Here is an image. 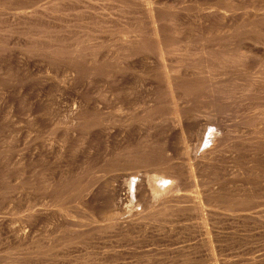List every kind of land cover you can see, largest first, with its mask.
<instances>
[{
    "label": "bare ground",
    "instance_id": "bare-ground-1",
    "mask_svg": "<svg viewBox=\"0 0 264 264\" xmlns=\"http://www.w3.org/2000/svg\"><path fill=\"white\" fill-rule=\"evenodd\" d=\"M5 10L0 193L55 234L38 242L0 216L9 258L109 232L138 245L135 264H231L250 237L264 264V0H0ZM22 114L58 149L38 143L25 163L9 120ZM180 236L187 246L158 249Z\"/></svg>",
    "mask_w": 264,
    "mask_h": 264
},
{
    "label": "rangeland",
    "instance_id": "rangeland-1",
    "mask_svg": "<svg viewBox=\"0 0 264 264\" xmlns=\"http://www.w3.org/2000/svg\"><path fill=\"white\" fill-rule=\"evenodd\" d=\"M11 12L9 11V10H5V11H2V14L0 15V24L1 25H5L6 23L5 22H8L7 20H10L9 18H11ZM6 16H8V17H6ZM1 17H4V18H1ZM5 20V21H4ZM1 21H3V22H1ZM1 63V62H0ZM7 66V65H6ZM36 66V67H35ZM35 66H33L34 67V69L35 68H37V69H32V70H34L33 72L35 73V74H37V75H35V77L37 76V77H39V78H42V79H46V78H49V77H51L52 75H53V73L51 74V72L50 71H47L46 69H44V72H43V69L41 70V66L39 67V65H35ZM47 72H46V71ZM36 71H37V73H36ZM42 73H41V72ZM47 73H48V75H47ZM50 73V74H49ZM44 74V75H43ZM44 76V77H43ZM1 92H0V114L2 115V114H4V113H6L7 111H10L11 110V103L12 102H10V100H6L5 98L6 97H9V94L10 93H12V91H8V90H0ZM6 93H7V95H6ZM54 93V92H53ZM57 98V95H54L53 96V94H52V97L51 98H49L48 100H47V102L48 101H50L51 100V102H50V105L52 106L53 105V107H54V101H55V99ZM5 100V102H4V100ZM68 100V99H67ZM65 100V102L67 103V104H69L70 105V103L69 102H71L70 100ZM8 101V102H7ZM9 103V104H8ZM49 103V102H48ZM71 104H72V102H71ZM8 107V108H7ZM6 108V109H5ZM10 108V109H9ZM3 111H4V113H3ZM15 114V113H14ZM25 115V116H24ZM12 117L14 118V122L16 123L15 125H17L18 124V127H16L15 125V128L16 129H19V130H17L18 131V134H19V136H22V137H19L20 138V140H18L20 143H19V146H20V151H19V154H20V152H21V154L22 155H24L25 156V153H27V155L29 156V158H26V157H28L27 155L25 156V158H23V160H24V162L26 163V161H30V156L32 155V154H34V152L36 153L38 150H43V149H52V150H56V149H58V144H59V142H60V140H59V137H56V136H53L52 137V141L51 140H49V141H47L46 143H41L40 142V139L37 137L38 135H39V133H37V132H39L38 130H35L36 131V133H35V131H32V132H34V133H32L31 132V130L29 129V124H27L28 122V118H30L31 116H29V115H27V117H26V114H22L21 115V119L23 120V121H21L20 120V117L18 118L19 119V121H20V123H18L19 121L17 120L16 121V119H17V117H15V116H10V118H9V120L10 119H12ZM23 117H26V118H23ZM16 118V119H15ZM26 119V120H25ZM11 121V120H10ZM27 122V123H26ZM20 124V125H19ZM25 124V125H24ZM27 125V126H26ZM23 128V129H22ZM27 128H28V130H27ZM25 129V130H24ZM21 130V132H19ZM27 131H30V132H27ZM23 132H25V133H23ZM26 132H27V135H26ZM28 133H29V135H28ZM31 133V134H30ZM24 134V135H23ZM37 134V135H36ZM26 135V136H25ZM32 135V136H31ZM24 136V137H23ZM30 137V139L28 140V138ZM18 138V139H19ZM23 138H24V140H23ZM56 138V139H55ZM28 140V141H26V140ZM36 139V140H35ZM22 140H23V143H22ZM31 140V141H30ZM35 140V141H34ZM27 143H25V142ZM32 143H30V142ZM35 143H37V144H35ZM38 143L40 144L41 143V145H39L40 147H41V149H40V147L39 146H37L38 145ZM52 143V144H51ZM54 143V144H53ZM25 144V145H24ZM21 145L23 146V147H25V146H27V147H25L26 149H28V147H29V153L26 151L25 152V150L23 149V147H21ZM30 145V146H29ZM33 147H35V148H33ZM45 145V146H44ZM54 145V146H53ZM52 146V147H51ZM30 147H32V149H30ZM45 147V148H44ZM38 148V149H37ZM23 149V150H22ZM35 149V150H34ZM37 149V150H36ZM22 150V151H21ZM32 150H34V152H32ZM23 151H24V154H23ZM32 152V153H31ZM38 152H40V151H38ZM19 155V156H22V155ZM28 161V162H29ZM27 162V163H28ZM29 163H31V162H29ZM32 163H34V162H32ZM38 169V171H37V173H38V175H40V173L42 172V170H40L39 168H37ZM39 171H40V173H39ZM2 194H6V193H0V202H4V203H6V204H2L1 206H3L2 207V209H1V207H0V216L1 217H3L2 219H4L5 217H6V219H4V220H6V221H9V220H11L12 219V225L14 224L15 226H18V227H20V229H24L23 231H25V229H26V231H27V229L30 231V232H33V234H34V236H33V238L35 239V236H36V239H37V241L38 242H40L41 241V239L43 238L44 240H45V238L47 239V237H48V239L49 238H53V234H54V231H52L53 233H51L50 231L51 230H53V228H54V225L51 223V222H43V223H41V222H39V223H37V224H35V227L34 226H32V227H30L29 225H26L24 222H23V220H21L22 219V217L24 216L23 214H25V212H15V211H13L12 210V212H11V206H10V204H8L7 202H6V199H4V198H6L4 195H2ZM2 199V200H1ZM3 200H5V201H3ZM10 206V207H9ZM39 206V207H38ZM42 206L39 204V205H35V208H41ZM5 208V209H4ZM8 208V209H7ZM52 208H54L53 206H52ZM51 208V209H52ZM2 210V211H1ZM5 212V213H4ZM9 212H11V213H9ZM14 213V214H13ZM17 213V214H16ZM20 213H21V215H20ZM23 213V214H22ZM7 215L8 216H10V217H8V219H7ZM72 215H73V213H72ZM75 215H77V214H75L74 213V215L73 216H75ZM13 216H15V217H13ZM76 217H78V216H76ZM75 217V218H76ZM1 219V218H0ZM16 221V222H15ZM18 221V222H17ZM14 222V223H13ZM22 222V223H21ZM22 225H21V224ZM18 224V225H17ZM20 224V225H19ZM39 224H42V225H39ZM27 226V227H26ZM42 226V227H41ZM45 226H46V229H45ZM41 227V228H40ZM32 229V230H31ZM1 231H2V233H1ZM6 231V232H5ZM29 231H27V233L28 234H30L29 233ZM35 231V232H34ZM45 231V232H44ZM40 232V233H39ZM47 232V233H46ZM42 233V234H41ZM2 234V235H1ZM6 234V235H5ZM38 234V235H37ZM50 234H51V237H50ZM42 235V236H41ZM49 235V236H48ZM11 233L10 232H8L7 231V229H0V264H129L130 262V264H135V262H136V260L138 259V254H139V250H140V248H138V245H135L136 247H134L133 245H134V243L133 242H131L132 240H130L129 238H127V239H118V238H116V237H114V238H111L110 236H109V232H107L106 234L105 233H103V234H101V236L99 235L98 237H96V238H94V239H92L91 240V242H90V244L88 243L87 245H85V247L84 246H82L81 244H77L76 246L75 245H73V246H71V247H75V248H62V250L61 249H57L58 250V252L59 251H63V252H61V254L62 255H60L58 252H56V250L55 251H53V255L51 256V255H49L48 257H44V258H42L43 256H41V258H40V256H38L39 258H37V260H36V256L35 257H33L34 259H32V258H27V257H20L21 259L18 261V262H16V261H14L13 260V258H9V257H12V253L13 252H9V251H12V250H14V248L13 247H11V245L13 246V240L11 239ZM40 236V237H39ZM54 236H55V234H54ZM105 236V237H104ZM5 237V238H4ZM110 237V238H109ZM3 238V239H2ZM8 238V239H7ZM10 238V239H9ZM39 238V239H38ZM41 238V239H40ZM107 238V239H106ZM131 239H132V237H130ZM181 240H177L178 238H176V240H174L173 242H171L172 243V246H170V245H168L169 244V242L168 241H164V242H161L160 244H159V246H158V249H162V250H164L165 249V251H167V249L168 250H170L171 249V251L172 250H174V251H172L173 253L174 252H176L177 251V246L179 245V248L178 249H180V248H182V245L183 246H187V243H186V241H185V239L183 238L182 239V236H180L179 237ZM35 239V240H36ZM42 239V241H44ZM99 239V240H98ZM113 239V240H112ZM116 239H118V241L116 240ZM129 239V240H128ZM254 238H251L250 237V240H249V242L247 243V244H244V245H234L233 247H231V248H229V250H230V252H231V254H230V252L228 251V253L227 254H229L227 257H229V258H227L230 262H231V264L232 263H236V264H247V262H248V264H249V262H250V264H255L254 262H253V259H251V258H254V257H256V255L260 252V247L261 246H257V243L253 240ZM11 240H12V242H11ZM125 240V241H124ZM136 240V239H135ZM183 240V241H182ZM253 242H252V241ZM98 241V242H97ZM176 241V242H175ZM177 241H182L181 243H178ZM7 242H9L10 244V246H8V243ZM93 242V243H92ZM130 242V243H129ZM185 242V243H184ZM102 243V244H101ZM118 243V244H117ZM163 243H164V245H163ZM251 243V244H250ZM123 244V245H122ZM167 244V245H166ZM176 244H177V246H176ZM115 245V246H114ZM118 245V246H117ZM165 246V248H161L162 246ZM253 247H252V246ZM10 248L11 247V249H9L8 247ZM15 246V245H14ZM90 246V247H89ZM161 246V247H160ZM171 248H170V247ZM237 246V247H236ZM3 247V248H2ZM77 247V248H76ZM79 247V248H78ZM80 247H82V248H80ZM89 247V248H88ZM116 247V248H115ZM239 247V248H238ZM250 247V248H249ZM13 248V249H12ZM133 248H135V249H133ZM167 248V249H166ZM173 248V249H172ZM184 248V247H183ZM6 249H8V250H6ZM64 249H66V250H64ZM93 249V250H92ZM116 249V250H115ZM121 249V250H120ZM137 249V250H136ZM139 249V250H138ZM4 250V251H3ZM6 250V251H5ZM70 250V253L68 252ZM88 250H90V251H88ZM236 250V251H235ZM15 251V250H14ZM66 251V254H64V252ZM73 251V252H72ZM92 251H94V252H92ZM99 251V252H98ZM124 253H123V252ZM129 251H130V253H129ZM134 251V252H133ZM139 251V252H138ZM234 251V252H233ZM6 252H9L8 254L6 253ZM132 252V253H131ZM169 252V251H168ZM54 253L56 254V256H54ZM99 253H100V255H99ZM115 253H117V254H115ZM257 253V254H256ZM88 254H89V256H88ZM111 254V255H110ZM113 254V255H112ZM130 254V255H129ZM234 254V255H233ZM67 255V256H66ZM82 255V256H81ZM84 255V256H83ZM121 255V256H120ZM132 255V256H131ZM240 255V256H239ZM254 255V256H253ZM4 256V257H3ZM9 256V257H8ZM62 256H64V257H62ZM89 257V258H87V257ZM105 256H107V258L105 257ZM115 256V257H114ZM134 256H136V257H134ZM235 256V257H234ZM253 256V257H252ZM2 257V258H1ZM51 257V258H50ZM56 257V258H55ZM103 257H105V258H103ZM131 257V258H130ZM234 257V258H233ZM22 258H24V261H23V259ZM54 258V259H53ZM77 258V259H76ZM99 258V259H98ZM123 258H124V260H123ZM29 259V260H28ZM43 259V260H42ZM63 259V260H62ZM90 259V260H89ZM105 259V260H104ZM108 261H107V260ZM231 259H233V260H235V261H231ZM246 259H251V261H248V260H246ZM9 260V261H8ZM58 260V261H57ZM2 261V262H1ZM12 261H14V262H12ZM22 261V262H21ZM39 261V262H38ZM45 261V262H44ZM61 261V262H60ZM91 261V262H90ZM100 261V262H99ZM113 261V262H112ZM133 261V262H132ZM238 261V262H237ZM244 261V262H243ZM52 262V263H51ZM78 262H81V263H78ZM86 262V263H85Z\"/></svg>",
    "mask_w": 264,
    "mask_h": 264
}]
</instances>
